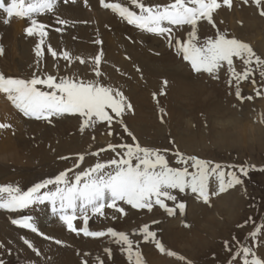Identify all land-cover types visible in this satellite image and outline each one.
<instances>
[{
	"label": "rangeland",
	"instance_id": "rangeland-1",
	"mask_svg": "<svg viewBox=\"0 0 264 264\" xmlns=\"http://www.w3.org/2000/svg\"><path fill=\"white\" fill-rule=\"evenodd\" d=\"M69 1L82 3L87 15L93 17L83 24L89 41L78 43V34L70 40L74 47L80 45L85 50V57L50 58L55 82L49 85L56 91H44L41 101L33 95L46 83L39 76L45 74L43 62L38 69L27 67L34 69L31 76L18 74L9 66V78L0 79V90L3 88L1 93L16 118L20 115L43 122L41 127L46 122L53 128L59 117L56 111H68L74 125L64 136L81 134L89 123L87 136L75 148L77 154H61L53 165L31 167L25 166V160L3 161L0 174L7 169L5 172L23 176L20 184L15 178L5 182L0 176V213L5 218L0 223L45 240L35 211L39 212V207L50 211L66 203L72 211H65L63 219L71 226V234L94 239L110 233L101 249L92 247L88 252L68 247V255H64L77 264H153L147 257L152 253L150 256L163 257L165 264H264V249H260L264 246V0ZM97 6L109 13L112 28L108 23L98 25L93 11ZM48 9L53 10L52 3L45 12L39 11L40 19L42 15L50 17ZM33 12L30 20L35 17ZM55 20L59 18L55 16ZM24 23L27 29L21 37L30 33L36 21L29 27ZM58 24H41V28L62 33ZM62 40L61 36L59 43L63 44ZM64 40L69 38L64 36ZM1 41L0 57L5 56ZM47 43L41 41L43 50ZM111 46L116 48L111 55L121 56L127 63L114 67L121 79L117 93L67 72L84 67L88 60L99 65L93 73L97 77L100 65L110 63L104 55H110ZM203 49L219 58L221 65L208 63L207 78L195 81L193 64ZM180 63L193 72L178 74L191 80L184 91L172 77L178 78L175 66ZM131 94L135 95L129 97ZM14 95L18 98H11ZM169 96L172 103L166 105L164 99ZM40 112L45 113L40 116ZM233 117L251 125L259 122L256 126L262 137L221 146L212 132L223 129L220 120H227L226 130L233 133ZM9 129L16 145L20 135L22 140L29 139L25 132L17 138L16 125ZM188 132L200 141L197 146L201 147L193 155L182 145ZM233 189L240 198L237 205L217 200ZM75 206L82 212L75 214ZM128 209L136 217H129ZM121 217L128 220L124 223ZM106 219L112 225L109 231L96 232L97 227L103 230L108 226ZM20 238L26 251L22 252L19 244L10 250L3 241L0 264H31L30 258L38 262L47 253L35 250L34 241L26 235ZM198 238L203 239L202 244ZM54 253L40 264H74L60 252Z\"/></svg>",
	"mask_w": 264,
	"mask_h": 264
},
{
	"label": "bare ground",
	"instance_id": "bare-ground-1",
	"mask_svg": "<svg viewBox=\"0 0 264 264\" xmlns=\"http://www.w3.org/2000/svg\"><path fill=\"white\" fill-rule=\"evenodd\" d=\"M92 1H95V3H96V0H92ZM53 2H55V4ZM39 3L41 6L38 5ZM49 3L53 4V10L51 11V9H48L49 13L51 11L50 17H46V16L42 15L43 19H40V17H39L40 12H45L47 5ZM87 5H88V3H87ZM2 11H4L6 14H4V12H2ZM93 11H94L96 18L99 20L98 25L108 23L107 26H110L112 28L113 22L110 19L108 12L100 10V8L98 6L94 7ZM32 12L35 16L33 20L36 21V24H34L32 26L30 33L26 37H21L22 31H25V29H27V26L24 22H26L28 24V27L33 23V20L29 19ZM87 14H88V12L86 11V9L84 8V5L82 3H72L70 1L68 2V0H39L38 2L36 0H0V40H2L1 45L3 48L4 55H5V56L0 57V79L9 78V76H7L8 74H10V70H11L9 68V66H13L15 68V71L18 74L23 73L24 75H26L29 73L31 76L32 72H34V69H38L37 66H39V64L41 62H43V64L46 65V69H44L45 74H41L39 76H41L43 81H45L46 83H44V85L41 86L42 90L38 93L34 92L35 95H33V96H37V98H40V101H41L42 99H44V97L41 96V94L44 91H50V93L56 91L55 88H51V86L49 85V83L55 82L53 65L50 63V58H54L55 56H58L60 58H56V59L64 60V58H68V57H80L81 59L85 57V55H86L85 50H83L80 45L77 47H74L73 44L71 43V41H72V37H74L76 34H78V36H76V39H78V43L83 44V43L89 41L88 37L84 36L86 29L83 27L84 26L83 24L86 21L91 20L93 17H89V15H87ZM55 16H57L59 18V21L55 20ZM175 21L179 22L181 20H180V18H176ZM57 22L59 23L58 27L60 29H62V33H53L52 31H46L44 28H41V24H44L46 26H50V24H56ZM60 23H62L63 25H60ZM65 24H67L69 26V29L65 28L66 27ZM203 32H205V31L203 30ZM206 32H207V30H206ZM60 34H62V35H60ZM61 36L63 37V40H62L63 44L59 43ZM64 36L66 38H69V41L64 40ZM199 37H201V36L199 35ZM45 40L48 41V43L46 44V49L43 50L41 47V41L45 42ZM6 44H9L10 47L8 48V46ZM121 45H123V48L125 47L123 43H121ZM57 47H60L59 48V50L61 49L60 52L57 50ZM6 48H7V50H6ZM5 51L7 54L5 53ZM115 51H116V48L111 46L107 52V53H110V55H108V54L104 55V56H106V58L104 60L107 59L110 63L108 65H105V63L100 65V71H98L100 74H98L97 77H95V75H93V73L95 72L96 69L99 70L98 69L99 65L97 63H94L93 61L88 62V60L86 61L87 65H85L84 67L79 66L76 68L77 70L71 69L72 71H67V72L74 73L77 76H79V77H81L87 81H92L93 83H95L97 85H99V83L104 84L105 88L110 89L111 91L113 90V92L117 93V90L120 91L119 88L121 86H119V85L121 83V79L116 76L117 71L114 67L115 66L125 67V65H127V63L125 62V60L121 56L119 58H117L114 55H111ZM3 52H1V53H3ZM118 52H122L125 54L126 51L123 49L122 50L118 49ZM199 53H200V56H198L199 54L197 55V57H199V58L195 59L196 61L193 64L195 69H196V71L193 75V80L196 78L195 81L198 79L200 80V78L206 77L205 74L209 73V71H210L209 64H211L213 61L220 63L219 58L216 59L214 55H212L208 52H207L208 54L205 53L204 49H203V51H201ZM125 55H128V54H125ZM43 56H45V57H43ZM218 56L219 55H217V57ZM33 65H35L34 69L27 70V67H30ZM219 65H221V63ZM128 66H130V65L128 64ZM175 67L178 68V69H176L177 72H175V74H177V76H178V74H180V75L183 74L184 71L187 74L193 73L187 65L185 66L182 63H180L179 65H176ZM104 70L106 72H104ZM27 71H29V72H27ZM169 71H171V70L169 69ZM171 73L172 72H170V74ZM172 77L173 78L175 77L179 81L181 91H184L187 88L188 84L191 83L190 82L191 80L186 81L183 78V76H181L182 78H179V76L177 78L175 75L174 76L172 75ZM191 78H192V76H191ZM183 80H185V81H183ZM200 81H202V80H200ZM6 89L7 90L10 89V87L7 84H6ZM3 91H4L3 88H1V90H0V123L3 124V129H0V164L4 163L3 161L10 162L12 160L14 162L20 163L21 160L22 161L25 160L24 161L25 166H31L32 167L33 164H36L37 166H44V165L47 166L50 164L53 165L54 164L53 163L54 158L59 157L61 154L62 155L73 154V153L77 154V152L75 151V148L77 147L79 142L87 136L88 130L86 129V127H88L89 123H86L83 126V131L81 134L75 133V134H77L76 136H72L73 135L72 134V135L65 137L64 133H67L69 130H71L73 125H74L72 123V119H70V117H69V116H71L70 112L69 113H67L68 111L67 112H64V111L59 112V110H57L56 113L58 114L59 117L57 118V121H55V123H54L55 125L53 123H51V125L53 124L54 127L51 128V127L45 125V124H47L46 122L44 123V127H41V125L39 126V124H42L43 122L39 123L38 121H36L34 119L31 120V119L22 118L20 115H18V117L16 118L17 114L12 110V108L6 102V100L4 98L5 94L1 93ZM134 95L135 94H131V96H129V97H132ZM16 97L17 96L14 95L11 98H16ZM120 97H121V99L125 105V98L123 96H120ZM9 98L10 97H8V99L7 98L6 99L9 102V104L12 105L13 102L9 101ZM117 99L119 102L121 101L119 98H117ZM164 103H166V105H168V104L170 105V103H172L170 96H169V98L164 99ZM29 104L31 107L34 105V104H32L31 100L29 101ZM31 107H29V108H31ZM164 107H166V106L164 105ZM217 107H219V109H220V106L217 105ZM237 109H238V107H237ZM51 110H53V109H51ZM40 113H41L40 116H42V114H44L45 112H40ZM63 113H65V114H63ZM239 113L242 114V112H239ZM29 114H31V113H29ZM20 117H21V119H20ZM220 121H221V124L219 123V121L215 122V123H219V125H223V129L221 128L220 131L215 130V132H212V136L215 139L219 140V142H221L220 145L223 147H229L230 145H232V143H236V142H239L241 144H245L248 141H253V140L258 141L262 137V132H259L260 129L258 128L259 122L256 124L258 126H256L254 124L253 125L247 124L244 121L241 122L239 119L234 118L233 121H231V122L236 123L235 127L233 128L234 131H233V133H229L228 131L230 129L228 131L226 130V127H227L226 125L229 121H227V120H220ZM51 122H53V121H51ZM12 125H16L17 132L19 133L17 138L19 137V135L21 133L25 132L29 135V139L27 141H25V139L22 140L21 139L22 137L20 135L19 144L16 145L15 141L17 139H13L11 129H9V128H11ZM68 128H69V130H68ZM209 137H210V135L208 136V138ZM201 139H203V138L201 137L200 140ZM181 140L183 142L182 145H184V148H186V149L188 148L189 149L188 151H192L191 152L192 155L195 153L194 151L198 150V148L201 147V146H197L198 144H200V141H196V136L190 132L186 133L184 135V139L182 138ZM225 141H228V143H226ZM68 142H72L73 146L71 144H70L71 146H69ZM19 153H20V155H19ZM79 153H81V152H79ZM17 159H18V161H16ZM76 163H77V161H76ZM1 168H4V167H1ZM33 168H35V167H33ZM64 168H65V166H64ZM28 169H29L28 167L25 168V170H28ZM61 169H63V168H61ZM6 170L7 169L3 170V172L1 173L2 175L0 174V176H4L5 182H7V181L11 182L10 180L12 178L14 180V178H15V180L17 179L19 181L18 184H20L19 177L23 176V173L18 172L17 175H16V173L13 175V173H10L9 171L5 172ZM84 174H86V173H84ZM46 176H50V173L46 174ZM86 178H88V177H86ZM23 183H24V181H23ZM19 187H21V186H19ZM238 198L239 197L236 194V191L233 189L230 191V195H228V196H226V195L222 196L221 195L220 197L217 198V200L218 201L228 200L230 202V204H232V206H235L239 203L240 198H239V200H237ZM140 204H141V202H140ZM135 205H137V204H135ZM66 207H67V209H66ZM68 208H69V204L67 205L65 203L63 207L58 205V207H56L50 211H49V208L48 209L47 208L42 209V207H39L37 209L39 212L35 211V214L33 213L34 216L36 215L35 220L37 221V223H36L37 227H39V230H41V233H42L41 235H44V237H46L45 240L39 239V238L33 236L32 234H30V232H23V230H18V229L11 227V226H8L7 224L4 223V221H2L0 223V244L4 241L6 244V248H8L10 250H12V248L17 247V245L19 244L20 246H22V248H21L22 252H24V251H26V249L24 248L25 245H23L21 243L20 239L22 240V238H20V237L22 235H26V237H28L34 241L35 246H36L35 250H38L41 252L42 251L47 252L46 254L42 255V258H40L38 262L35 260L36 258H30L31 264H35V262L40 264V262L42 261V259H44V257L46 260H48L49 259L48 256H52V253L55 254L54 252H56V254H59V252H60L62 255H64V254L68 255L69 249H67V248L71 247V246H73L75 248L81 247L83 250L87 249L88 252L92 251V250H90L92 247H99L101 249V247L106 243V240L108 238H110V233H105L104 236L102 235V237H100V238L98 237V238H94V239H90V238H86V237H81V239H80L77 236H74L73 234H71V231L69 229V228H71V226H67L68 224L66 225V219L65 220L63 219V216L65 217V215H66L65 211H72V210H69ZM74 209H75L74 210L75 214L82 212L81 210H77L76 206L74 207ZM135 209H137V208H135ZM128 212H129V209L127 210V213ZM207 212H208V210H207ZM140 213H142V212H140ZM128 214H129L128 216L129 217L132 216V218L135 216V214H134V216L131 215L130 212ZM60 215L62 218L59 217ZM226 215H228V214H226ZM101 216H103V215H101ZM200 216H201V214H200ZM2 218H4V214L0 213V219H2ZM121 218H122V220H120V221H122L124 223H125V220L126 221L128 220L127 217H121ZM96 221H98V220H96ZM101 222H102V220H101ZM104 222L105 223L109 222V223H107L108 226L105 227V229H103V230L99 229L97 227L96 232L101 233V231H102V233H103V232H105V230L109 231V228L112 226L110 219L109 220L106 219ZM100 235H98V236H100ZM55 243H57V244H55ZM198 243L202 244L203 239H199ZM57 245H59V246H57ZM262 247L264 249V246H261L260 249ZM18 248H19V246H18ZM62 248H65V250ZM93 250H95V249H93ZM152 254H150V255H152ZM150 255H147L149 262H151L153 264H165L166 263V260H164L163 257H158V254H156V255L154 254L153 256H150ZM66 259L70 260L74 264H77L72 259H69L65 256L64 260H66ZM174 264H177V262H175Z\"/></svg>",
	"mask_w": 264,
	"mask_h": 264
}]
</instances>
